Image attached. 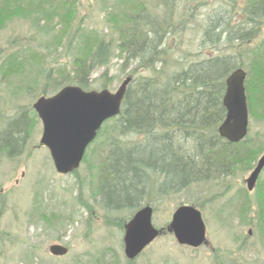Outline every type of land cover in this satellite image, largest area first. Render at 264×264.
I'll list each match as a JSON object with an SVG mask.
<instances>
[{"label":"trees","instance_id":"trees-1","mask_svg":"<svg viewBox=\"0 0 264 264\" xmlns=\"http://www.w3.org/2000/svg\"><path fill=\"white\" fill-rule=\"evenodd\" d=\"M246 1L254 15L253 0H240L241 5ZM72 3L0 0V31L14 20H24L35 32L27 40H11L0 48V77L5 80L1 82L2 91L10 92L9 79H13L12 100L34 91L31 83L23 81L25 75L36 72L32 71L38 68L33 61H44L52 50L58 53V47L63 46L61 35H51L53 29L63 33L70 28L75 9ZM189 10L186 0H114L108 10L112 13L106 17L107 23L113 24L108 27V39L93 29L91 33L77 31L64 44V48L68 45L71 49V60L62 70L67 66L71 70L59 73L57 69H43L40 90L34 96L37 99L50 97L65 86L83 91L107 89L108 71L97 78L98 89H91V77L96 69L107 68L114 57L120 60L121 72L129 69L126 77H131V82L119 116L106 121L92 142L91 153H97L99 159L91 158L86 150L82 161L91 158L97 166L92 173V195L106 217L122 211L131 217L144 206H155L166 195L209 189L215 184L228 191L237 168L243 166L244 173L250 171L262 152V146H256L248 137L229 144L217 133L226 114L222 105L225 80L239 68L249 72L245 86L249 115L264 119V48L253 51L246 67L237 58L247 40L255 39L256 31L251 29L242 37L241 23L228 28L227 20L215 22V16H207L200 26V40L189 45L194 51L185 52L180 39L185 19L192 17L185 14ZM249 21L256 23L253 17ZM232 31L237 38L230 37ZM19 77L20 82L15 84ZM251 94L260 97V102L254 103ZM31 112L19 106L10 116L0 113V158L14 162L26 153ZM240 194L248 198L244 188ZM183 205L200 208L198 202ZM256 215L263 229L264 197L257 200ZM239 242L233 257L215 253V264H255L243 256L248 252L246 242Z\"/></svg>","mask_w":264,"mask_h":264},{"label":"rangeland","instance_id":"rangeland-1","mask_svg":"<svg viewBox=\"0 0 264 264\" xmlns=\"http://www.w3.org/2000/svg\"><path fill=\"white\" fill-rule=\"evenodd\" d=\"M71 1L75 5V9L72 7L75 11L72 10L74 17L69 24L70 28L64 29L63 33L53 29L54 33L51 35H61L60 43H63V46L58 47V53L52 50L47 54L45 62L33 61L38 68L32 71L36 72L23 78V81L35 87L32 94L25 92L20 98L12 100L10 92L14 88L11 81L13 79L8 78L10 92L4 93L1 82L5 80L0 77L1 114L7 113L10 116L19 106L26 110L32 109L37 100L35 93L40 90L38 84L44 68L57 69L59 73L71 70V66L62 70L65 64L70 65L71 60V49L68 45L64 48V44L70 42L77 31L91 33L93 29L100 36L107 35L106 39L109 38L108 27L111 28L113 24L110 21L107 23L106 17L112 13L108 10L114 0ZM247 2L241 5L240 0H186L193 11L185 13L187 16L191 14L192 17L185 19V30L180 39L184 51H194L189 45L200 40V26L207 16H215V22L227 20L228 28H236L235 26L241 23L239 33L242 37L251 29L256 31L254 40H247L245 37L247 45L242 46L240 57H237L239 64L246 67L248 60L252 59L253 51L259 47L264 48V1L253 0L252 6L256 11L254 15L250 14L251 4ZM104 8L109 9L103 12ZM250 17L254 18L255 24H249ZM243 22L245 23L242 25ZM34 33L24 20H14L0 31V48H5L11 40H27ZM231 34V38L238 37L233 31ZM58 64L62 66L56 67ZM39 69L41 71H38ZM243 69L247 73L246 86L249 72L247 68ZM105 71H108L107 80L110 85L107 89L110 92H115L129 73V69L120 71V60L114 57L107 68L96 69L91 77V89H98L100 81L97 78ZM20 79L21 77L17 78L14 83L18 84ZM251 98L257 103L260 97L251 94ZM29 117L31 132L26 153L14 162L0 158V264H128L123 254L122 238L124 224L130 215L122 211L106 217L92 195L95 183L92 181V173L97 168L93 159H99L97 153H91L94 148L91 147L92 143L87 147V153L93 159H86L75 174L60 176L54 170L48 150L39 145L42 125L33 109ZM248 127L247 137L252 139L256 146H262L258 160L264 152V119L251 118L249 115ZM252 169L244 173L243 166L238 167L228 191H225V187L215 184L209 189L201 188L190 193L164 196L152 206L153 225L161 228L163 234L147 247L133 264H215L217 252L220 255L235 256V248L240 240L245 241L248 248V252L243 256L250 263L264 264V228L262 229L263 223L256 215L257 200L264 197V170L258 179L259 186L248 192L244 180ZM242 188L248 193V198L240 194ZM194 202H198L200 206L197 209L201 211L209 243L208 247L195 250L178 246L173 236L166 231L173 211L180 205ZM104 217L110 222L106 223ZM52 244L66 246L68 254L61 258L52 257L47 252L48 246Z\"/></svg>","mask_w":264,"mask_h":264},{"label":"water","instance_id":"water-1","mask_svg":"<svg viewBox=\"0 0 264 264\" xmlns=\"http://www.w3.org/2000/svg\"><path fill=\"white\" fill-rule=\"evenodd\" d=\"M246 73L234 70L225 80L222 105L225 118L219 125V137L229 144H238L248 134L249 112L245 91ZM131 77H126L115 92L83 91L65 86L50 97H39L32 109L42 125L39 145L50 155L55 172L60 176L74 173L80 167L87 147L95 140L102 125L121 112L122 102ZM264 169V152L244 180L246 190L252 192ZM153 209L144 206L124 225L123 254L135 260L162 233L152 224ZM166 231L177 245L192 249L209 246L206 226L200 210L180 205L171 214ZM52 257H64L68 249L60 244L47 248Z\"/></svg>","mask_w":264,"mask_h":264},{"label":"flooded vegetation","instance_id":"flooded-vegetation-1","mask_svg":"<svg viewBox=\"0 0 264 264\" xmlns=\"http://www.w3.org/2000/svg\"><path fill=\"white\" fill-rule=\"evenodd\" d=\"M245 73H246V72H245ZM246 77H247V73H246ZM245 81H246V80H245ZM153 213H154V212H153ZM132 216H133V215H132ZM132 216L129 218V220L132 218ZM129 220H127L126 223H127ZM124 225H125V224H124ZM157 229H160V230L162 231V233H161V235H162V234H163V230H162L161 228H157ZM161 235H160V236H161ZM123 236H124V233H123ZM160 236H159V237H160ZM159 237H158V238H159ZM122 242H123V238H122ZM176 244H177V243H176ZM178 246H179V245H178ZM180 247H185V246H180ZM207 247H208V246H207ZM185 248H188V247H185ZM190 249H192V248H190ZM193 250H195V249H193ZM137 258H138V257H137ZM137 258H136V259H137ZM136 259H135V260H136ZM135 260H133V261H135ZM127 261H128V260H127ZM133 261H128V262H133Z\"/></svg>","mask_w":264,"mask_h":264}]
</instances>
